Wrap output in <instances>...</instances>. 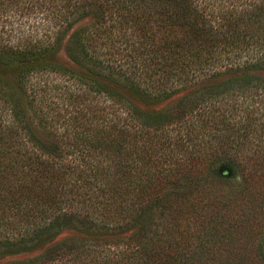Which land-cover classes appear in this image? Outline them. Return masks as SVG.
I'll return each mask as SVG.
<instances>
[{"label": "trees", "instance_id": "obj_1", "mask_svg": "<svg viewBox=\"0 0 264 264\" xmlns=\"http://www.w3.org/2000/svg\"><path fill=\"white\" fill-rule=\"evenodd\" d=\"M52 14L0 37V264H264V0Z\"/></svg>", "mask_w": 264, "mask_h": 264}, {"label": "rangeland", "instance_id": "obj_2", "mask_svg": "<svg viewBox=\"0 0 264 264\" xmlns=\"http://www.w3.org/2000/svg\"><path fill=\"white\" fill-rule=\"evenodd\" d=\"M58 3L59 0H0V37L7 38L9 43L21 46H38L48 43L52 46L56 45L57 48L60 47L67 38V34L77 27L74 26L68 30L60 40V32L56 26H52L55 22L52 13L56 11ZM262 76L264 77V72ZM54 83H56L55 89ZM60 84L59 75L45 70L34 71L26 76L27 92L30 94L42 92L55 94L57 90L60 91Z\"/></svg>", "mask_w": 264, "mask_h": 264}]
</instances>
